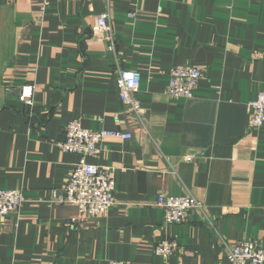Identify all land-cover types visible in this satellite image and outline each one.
Listing matches in <instances>:
<instances>
[{
	"label": "crops",
	"instance_id": "1",
	"mask_svg": "<svg viewBox=\"0 0 264 264\" xmlns=\"http://www.w3.org/2000/svg\"><path fill=\"white\" fill-rule=\"evenodd\" d=\"M43 3L0 0V189L27 200L0 220V264H230L222 240L264 250V127L248 113L264 92V0H111L116 54L95 30L104 0ZM182 65L203 71L191 99L168 94ZM121 70L141 74L144 127L119 100ZM29 85L32 108L17 99ZM73 120L133 136L87 159L114 170L116 204L99 219L46 202L81 159L56 145ZM163 194L193 195L213 227L199 214L166 224ZM164 239L178 246L167 260Z\"/></svg>",
	"mask_w": 264,
	"mask_h": 264
},
{
	"label": "built area",
	"instance_id": "2",
	"mask_svg": "<svg viewBox=\"0 0 264 264\" xmlns=\"http://www.w3.org/2000/svg\"><path fill=\"white\" fill-rule=\"evenodd\" d=\"M251 1V0H248ZM105 12L96 17L95 30L108 43L109 52L116 54V38L112 25L111 0H104ZM47 5L44 0L43 9ZM135 17V13L129 14ZM168 94L172 98L191 99L203 78L201 68L193 65H182L171 69L168 73ZM141 87V74L134 70H121L117 76L119 100L124 109L141 125L144 124V109L137 95ZM34 86L20 88L17 99L27 107L34 105ZM251 128L264 127V92L248 105ZM144 127V125H143ZM132 134L124 130H89L83 127L80 120L69 122L65 128V139L57 142L63 153L81 157L74 166L61 190H52L46 202L56 206H73L77 208L80 219H99L116 204V183L114 170L87 162L88 158L101 156L102 144L107 139L130 140ZM187 160H191L188 158ZM27 200L21 189H0V220L11 213H19ZM157 207L164 210V220L168 225L184 224L191 216L199 214L207 224L213 227L206 206L191 194L173 197L160 195ZM72 223L76 219L71 220ZM223 249L230 264H264V250L256 240L230 242L222 240ZM178 250L175 241L164 239L154 246L157 256L167 260ZM109 264H130L123 261H112Z\"/></svg>",
	"mask_w": 264,
	"mask_h": 264
}]
</instances>
